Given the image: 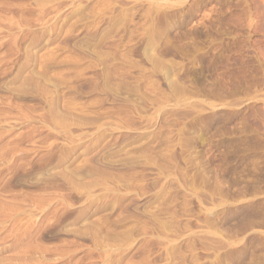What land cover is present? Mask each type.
Instances as JSON below:
<instances>
[{
	"label": "rangeland",
	"instance_id": "rangeland-1",
	"mask_svg": "<svg viewBox=\"0 0 264 264\" xmlns=\"http://www.w3.org/2000/svg\"><path fill=\"white\" fill-rule=\"evenodd\" d=\"M0 264H264V0H0Z\"/></svg>",
	"mask_w": 264,
	"mask_h": 264
}]
</instances>
